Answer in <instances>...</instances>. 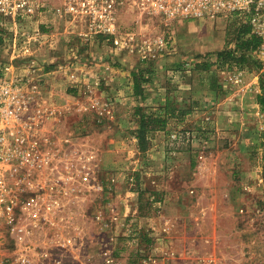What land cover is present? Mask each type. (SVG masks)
Masks as SVG:
<instances>
[{"label": "rangeland", "instance_id": "rangeland-1", "mask_svg": "<svg viewBox=\"0 0 264 264\" xmlns=\"http://www.w3.org/2000/svg\"><path fill=\"white\" fill-rule=\"evenodd\" d=\"M43 1L40 15L53 17L47 6L52 2ZM120 18L131 25L129 11ZM198 21L203 23V38V30L227 31L239 22L230 16L164 29L158 19L143 17L138 31L169 39L164 50L145 60L138 53L116 50L103 35L86 42L73 27L67 45L74 58L54 63L55 74L34 81L36 100L58 110L59 133L84 138L102 156L95 175L103 191L88 186L84 200L71 207L72 222L60 223L65 242L57 243V230L51 228L32 238L39 248L53 247L60 264H264V113L257 100L261 70L230 65L217 57V50L192 47L190 32L183 35L182 29ZM233 38L226 36L225 48L227 41L233 46ZM8 49V41L0 38V55L6 57ZM37 53L35 46L36 58ZM94 54L108 59L131 55L140 61L131 70L151 64L152 73L145 74L148 80L141 84L143 94L116 101L109 90L112 79L102 77L90 80L103 89L101 101L91 88L73 99L63 97L67 74H74L82 67L80 61L88 62L81 59ZM251 56L264 68V60ZM154 82L163 87V95L146 91ZM95 101L108 103L119 115L99 114L92 106ZM166 106L174 114L185 113L170 116ZM143 113L166 117L167 123L164 129L147 132L141 150L137 130ZM15 248L14 239L5 233L0 264L13 261ZM42 262L54 264L50 258Z\"/></svg>", "mask_w": 264, "mask_h": 264}, {"label": "built area", "instance_id": "built-area-1", "mask_svg": "<svg viewBox=\"0 0 264 264\" xmlns=\"http://www.w3.org/2000/svg\"><path fill=\"white\" fill-rule=\"evenodd\" d=\"M44 5L43 0H0V38L9 45L6 57L0 55V255L5 233L16 245L13 261L4 264H44V258L60 264L53 247L39 248L32 238L51 228L57 230V243L65 242L60 223L72 222L71 207L84 200L88 186L103 191L95 175L102 162L98 149L84 138L61 135L56 107L33 94L39 76L34 55L39 30L33 24ZM47 6L82 40L103 35L116 50L138 53L143 60L169 43L165 35L138 31L143 17L170 29L184 21L231 16L260 37L252 54L264 60V0H59ZM123 11L131 13V25L121 22ZM92 106L99 114H112L108 103Z\"/></svg>", "mask_w": 264, "mask_h": 264}, {"label": "crops", "instance_id": "crops-1", "mask_svg": "<svg viewBox=\"0 0 264 264\" xmlns=\"http://www.w3.org/2000/svg\"><path fill=\"white\" fill-rule=\"evenodd\" d=\"M52 3H57L59 0H46ZM42 15L39 16L38 20L34 22L33 27H37L39 30V38L35 44L38 49L37 53V62L39 65V68L37 69L36 73L38 75L44 76V77H51L55 72L51 69L54 63L61 62L64 59L72 60L73 54L71 52V49H68V41L72 38V34L74 32L73 25H68L66 22H59L57 21L56 17H50L48 15L42 17ZM52 21L51 24H49L48 21ZM46 22V23H44ZM48 22V23H47ZM189 23V22H187ZM193 24H186L187 29H182V31L190 32V42H188L192 47H194L196 50L204 51V50H222L226 46V31L219 29V30H203L205 31L204 38L200 36V30L199 27H202L203 23L198 21ZM183 27V28H184ZM180 31V30H179ZM195 31V32H194ZM203 38V39H202ZM187 42V39H185ZM178 43H182V38ZM60 47V49H58ZM107 51L108 49H104ZM104 51V52H105ZM88 55V57H83L81 60L87 58L88 62L86 61H80L79 65L82 67H79V70L75 71L74 74L70 73L67 74V77L65 79L67 87L68 85L71 87L65 88L62 91V95L65 98L75 97L77 94L80 95V93L85 94L89 93L88 88L92 89V92H96V97L101 101L104 95V91L102 88L98 87L97 83L96 85H92L90 83V80H95L103 78L112 79V86L111 89L109 88L110 92L116 95V97H113L116 101H125L130 100L131 101L134 98H137L136 95L133 93V83L130 79V72L131 69L139 64L138 59H131V55H117L114 56L111 59H108V55L105 56L102 54V57L96 56V54ZM126 55V56H125ZM68 58V59H67ZM76 58V57H75ZM86 63V64H85ZM90 63V66L89 64ZM50 66V68H44L43 66ZM20 66H18L19 68ZM21 69V68H20ZM19 71H22V69ZM59 75V74H58ZM60 76V75H59ZM62 76V75H61ZM64 78V77H62ZM94 78V79H92ZM77 80H80V83L77 84ZM71 82L73 84H71ZM111 85V84H110ZM161 85H158L157 82H154L153 84H150V86L147 88L146 91H149V93L153 92L155 94L163 95L164 89ZM52 90V89H51ZM88 95V94H87ZM127 95V96H126ZM92 96V95H91ZM93 98V97H92ZM90 97V100H92ZM51 102H55V97L52 96ZM86 101L87 98H85ZM56 103V102H55ZM113 105V104H111ZM112 107V106H111ZM115 110V108L113 107ZM112 116L117 117L118 112L112 111Z\"/></svg>", "mask_w": 264, "mask_h": 264}, {"label": "trees", "instance_id": "trees-1", "mask_svg": "<svg viewBox=\"0 0 264 264\" xmlns=\"http://www.w3.org/2000/svg\"><path fill=\"white\" fill-rule=\"evenodd\" d=\"M229 34H232V37H234L233 46H229L230 41H227V47L216 52L217 57L230 65L242 67L249 64L250 66L257 67V69L261 70L259 75V84L262 93L257 96V100L261 105L262 112L264 113V68L262 64L256 62L251 56L260 43V37L251 30L247 23L243 22H234L233 28L230 27L226 31V36H229ZM150 65L151 64H148L146 67L143 66V68L140 67L137 70H131L130 77L133 83L134 95L143 94L141 84L148 80L144 77V75L152 73ZM196 67L199 68L201 65L197 64ZM166 109V112L170 116H176L177 118L180 117L181 114L185 113L184 111H179V113L174 114L173 110L170 108L167 107ZM166 123V117H159L151 113L147 115L144 113L142 114L139 122V129L137 130V138L141 150L145 149L147 132L151 130L164 129Z\"/></svg>", "mask_w": 264, "mask_h": 264}]
</instances>
